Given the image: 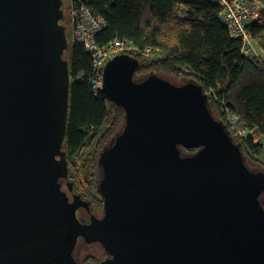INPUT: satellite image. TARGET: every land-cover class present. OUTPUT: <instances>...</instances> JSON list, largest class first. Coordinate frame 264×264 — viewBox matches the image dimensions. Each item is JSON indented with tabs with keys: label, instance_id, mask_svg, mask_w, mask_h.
Segmentation results:
<instances>
[{
	"label": "water",
	"instance_id": "water-1",
	"mask_svg": "<svg viewBox=\"0 0 264 264\" xmlns=\"http://www.w3.org/2000/svg\"><path fill=\"white\" fill-rule=\"evenodd\" d=\"M63 0H0V264H264V169L248 166L193 79L110 58L100 93L123 122L99 152L102 214L73 190L62 143L70 77ZM196 149L184 153L183 149Z\"/></svg>",
	"mask_w": 264,
	"mask_h": 264
},
{
	"label": "trees",
	"instance_id": "trees-1",
	"mask_svg": "<svg viewBox=\"0 0 264 264\" xmlns=\"http://www.w3.org/2000/svg\"><path fill=\"white\" fill-rule=\"evenodd\" d=\"M69 2L63 0L61 21L68 40L64 58L71 80L62 149L73 190L89 200L95 212L102 210V200L96 192L98 155L122 125L123 110L100 92L92 93L86 80H73L78 73L85 76L90 73V56L81 44L70 40ZM86 3L105 21L95 37L99 45L114 38L134 44L136 50L126 53L139 61L136 78L155 72L201 84L214 117L241 143L246 164L264 169V59L242 54L241 40L231 37L217 18L219 5L214 0H88ZM250 23L246 29L253 39L259 38L264 33V8L258 19ZM147 46L152 53L145 55L142 49ZM262 46L264 49V40ZM227 111L253 133L239 136L228 120ZM194 151V148L183 149L184 153Z\"/></svg>",
	"mask_w": 264,
	"mask_h": 264
},
{
	"label": "built area",
	"instance_id": "built-area-1",
	"mask_svg": "<svg viewBox=\"0 0 264 264\" xmlns=\"http://www.w3.org/2000/svg\"><path fill=\"white\" fill-rule=\"evenodd\" d=\"M88 0H70L71 33L70 40L81 44L90 56V73H78L73 80H86L92 93L100 92L102 86V70L106 62L119 53L136 50V46L130 41L114 38L108 43L99 45L96 42L97 33L105 26L101 16L93 13L87 5ZM218 5L217 18L226 27L233 38L241 40V52L244 55L251 53L253 49V38L246 29L247 23L253 22L260 16L264 3L260 0H214ZM250 23V24H251ZM145 55L152 53L150 47L142 49ZM71 81V80H70ZM228 120L233 130L245 137L253 133L252 129L238 123L237 117L227 111Z\"/></svg>",
	"mask_w": 264,
	"mask_h": 264
},
{
	"label": "flooded vegetation",
	"instance_id": "flooded-vegetation-1",
	"mask_svg": "<svg viewBox=\"0 0 264 264\" xmlns=\"http://www.w3.org/2000/svg\"><path fill=\"white\" fill-rule=\"evenodd\" d=\"M260 201H261L262 205L264 206V194H262V196L260 198ZM77 213H78V217L82 221L87 222L90 213H93L97 217H100L101 214H102V210L99 213L95 214L94 211L92 210L91 202H90V212H87L83 208H80V209L77 210ZM89 245H92V244H87V243L83 242L80 238H78V241H77V243L75 245V248H74V251H73V256H74L77 264L96 263L99 260L104 258V254L102 255V258H99L97 256L91 255L87 251V246H89Z\"/></svg>",
	"mask_w": 264,
	"mask_h": 264
},
{
	"label": "rangeland",
	"instance_id": "rangeland-1",
	"mask_svg": "<svg viewBox=\"0 0 264 264\" xmlns=\"http://www.w3.org/2000/svg\"><path fill=\"white\" fill-rule=\"evenodd\" d=\"M261 2H263L264 3V0H260ZM64 3H67V0H64ZM68 25V24H67ZM70 25H71V27H72V24L70 23ZM69 28V27H68ZM263 40H264V33H262V35L258 38V42H263ZM250 54H253V49H252V51H251V53ZM170 78V80L172 81V82H174V83H176V84H180V83H182L183 81H184V79L183 78H171V77H169ZM251 167L252 168H256V169H262V168H260L259 166H257V165H251ZM263 170V169H262ZM99 197V196H98ZM97 197V198H98ZM99 199V198H98ZM101 210H99V209H95V214L96 213H99ZM87 251L91 254V255H94V256H97V257H99V258H102V255H103V252H102V250H100V248L98 247V246H96L95 244H92V245H89V246H87Z\"/></svg>",
	"mask_w": 264,
	"mask_h": 264
},
{
	"label": "crops",
	"instance_id": "crops-1",
	"mask_svg": "<svg viewBox=\"0 0 264 264\" xmlns=\"http://www.w3.org/2000/svg\"><path fill=\"white\" fill-rule=\"evenodd\" d=\"M253 54L257 55L261 59H264V49L262 42H258V38L253 39Z\"/></svg>",
	"mask_w": 264,
	"mask_h": 264
},
{
	"label": "bare ground",
	"instance_id": "bare-ground-1",
	"mask_svg": "<svg viewBox=\"0 0 264 264\" xmlns=\"http://www.w3.org/2000/svg\"><path fill=\"white\" fill-rule=\"evenodd\" d=\"M77 213V212H76ZM77 216H78V213H77ZM81 239V238H80ZM77 241H78V239H77Z\"/></svg>",
	"mask_w": 264,
	"mask_h": 264
}]
</instances>
